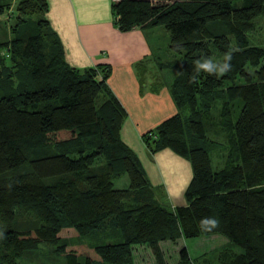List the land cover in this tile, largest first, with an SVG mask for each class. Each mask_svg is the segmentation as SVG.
Returning <instances> with one entry per match:
<instances>
[{
	"label": "trees",
	"instance_id": "trees-1",
	"mask_svg": "<svg viewBox=\"0 0 264 264\" xmlns=\"http://www.w3.org/2000/svg\"><path fill=\"white\" fill-rule=\"evenodd\" d=\"M239 1L112 2L121 30L163 24L181 53L161 65L179 67L170 84L179 111L142 134L150 153L169 147L191 162L185 202L173 204L121 137L127 110L108 84L111 64L71 66L47 0H0V15L16 18L12 29L38 14L36 32L0 42L9 59L0 66V264H18L43 242L68 264H135L134 244L167 264L160 241L213 233L240 248L226 246L223 264H264V46L248 34L264 0ZM228 55L229 71H197L202 59L222 64ZM222 149L216 167L213 153ZM124 175L128 184L115 186ZM21 210L32 215L24 225ZM206 217L218 227L204 230ZM75 235L105 240H66ZM173 264L197 263L182 246Z\"/></svg>",
	"mask_w": 264,
	"mask_h": 264
},
{
	"label": "crops",
	"instance_id": "crops-1",
	"mask_svg": "<svg viewBox=\"0 0 264 264\" xmlns=\"http://www.w3.org/2000/svg\"><path fill=\"white\" fill-rule=\"evenodd\" d=\"M47 1L46 16L71 66L111 64L108 84L127 110L122 139L138 154L151 183L165 190L173 204H183L191 162L169 147L150 153L142 139L145 131L179 111L170 91L176 74L168 80L150 36L156 26L121 30L114 23L113 0Z\"/></svg>",
	"mask_w": 264,
	"mask_h": 264
},
{
	"label": "rangeland",
	"instance_id": "rangeland-1",
	"mask_svg": "<svg viewBox=\"0 0 264 264\" xmlns=\"http://www.w3.org/2000/svg\"><path fill=\"white\" fill-rule=\"evenodd\" d=\"M9 1L14 2L15 0ZM242 2L243 0L239 1V3L241 4ZM10 12H16L14 4L12 5ZM5 15H0V42L9 40L19 34H31L33 32H36V20L38 19L37 13L27 16V20L18 23L15 29H12V26L16 22L15 16H10L8 13L7 17ZM255 24L256 29L252 32H249L248 34L251 37L252 42L264 46V16L260 15L259 17H257L255 20ZM150 36L152 41L158 44L157 60L161 61L162 63H169L176 58H180L181 53H178L170 48V34L163 24L157 25L155 28V32L150 33ZM0 52L4 56L1 59L0 66H3L2 68H4L5 65L9 64V59L6 57L7 51L4 48H1ZM203 62L204 59L200 61V63ZM170 67L171 66H164L165 69L163 68L164 74L167 73L169 75H167L168 80L169 78H172L174 74L177 75V69L179 70L178 66L174 68ZM15 86H17V82ZM220 106L221 102L217 101L215 103V106L213 107V116H215L217 121L221 108ZM209 123L210 131L208 132H210L211 136H215L216 130L214 129V123L211 122V120L209 121ZM225 154V149L217 150L213 153V162L216 167L222 166L224 164ZM114 182L115 186L124 187L128 184V177L127 175H124L121 178L115 179ZM174 200L177 201L176 199ZM170 201L171 200H169V202ZM29 219H32V215L28 212H24V210H21L18 213L19 222L17 221V223H21L22 225H24V222ZM66 240L68 242L84 240L89 243H97L102 242V240L105 239H102V235H98L95 237L92 235H75L72 237H67ZM160 245L167 264H173L179 259V251L182 246H186L188 248L191 257L195 259V262L197 264H223L220 261L219 253L223 249H225L226 246H232V248L240 250L237 245H231L227 237L220 233L201 235L197 237H181L175 241L164 240L160 241ZM133 253L135 264H157L155 256L151 248L147 244H134ZM85 257L86 254L82 253L78 258L79 260L84 261ZM17 261L18 264H68L67 255L56 252L51 244L45 242L41 243L37 249L25 252L20 258H18Z\"/></svg>",
	"mask_w": 264,
	"mask_h": 264
},
{
	"label": "clouds",
	"instance_id": "clouds-1",
	"mask_svg": "<svg viewBox=\"0 0 264 264\" xmlns=\"http://www.w3.org/2000/svg\"><path fill=\"white\" fill-rule=\"evenodd\" d=\"M231 59V56L228 55L225 57V62L215 63L211 59H206L203 63L197 62V71L204 70L210 74L220 73L223 74L230 70V65L227 63ZM219 221L216 218L206 217L201 220L200 226L204 230H212L213 228L218 227Z\"/></svg>",
	"mask_w": 264,
	"mask_h": 264
}]
</instances>
